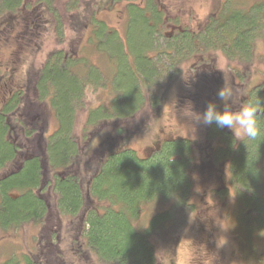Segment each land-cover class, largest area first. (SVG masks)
<instances>
[{
    "label": "trees",
    "instance_id": "obj_1",
    "mask_svg": "<svg viewBox=\"0 0 264 264\" xmlns=\"http://www.w3.org/2000/svg\"><path fill=\"white\" fill-rule=\"evenodd\" d=\"M41 1L45 5L37 6L50 10L44 18L54 20L59 35L68 20L56 10L65 2L68 12L74 14L70 27L86 41L75 51H52L43 69L35 74L28 71L19 87L15 79L4 81L15 85L0 108V173L12 167L0 174V229L34 222L39 234L36 250L10 256L3 264H69L60 243L63 229L71 235L72 251L81 264H88L89 259L100 264H173V252L168 255L170 262L158 259L153 237L164 240L166 248L169 243L175 247L180 240L186 220L183 215L193 196L191 142L165 137L141 158L126 139V122L139 117L149 93L152 105H159L165 85L181 71L188 54L206 61L207 53L219 51L230 62L244 65L245 70L256 60L264 63V54H258V46L264 44V0H225L199 30L180 27L174 35L167 34L166 14L155 0H144L143 4L126 0L129 12L137 9L140 14L128 16L127 25L132 26L125 37L94 14L95 8L110 7L112 0H86L81 12L79 0ZM29 3L0 0V19H6L7 24L0 35H10ZM25 13L31 14L29 27L38 30L45 19L32 11ZM138 16L142 24H138ZM135 23L144 26L136 41L132 37ZM156 36L163 39L162 48L155 45ZM103 65L112 73L109 82L104 79ZM116 73H121L119 82ZM198 75L211 74L203 67ZM103 85L111 89L110 101L90 109L86 129L113 126L115 130L106 135L85 166L82 164L86 172L82 174L75 127L79 112L85 108L86 89ZM246 97L261 109L257 116L260 136L235 142L229 135L217 152L228 157L237 190L234 215L238 216L241 249L250 258L257 244L264 264V80ZM44 104L55 115L54 129L45 118ZM13 117L18 118L15 126L8 120ZM230 188L225 182L224 189ZM157 202L166 208L140 227L138 221L146 206ZM65 220L69 229L62 225ZM74 260L70 264H75Z\"/></svg>",
    "mask_w": 264,
    "mask_h": 264
},
{
    "label": "rangeland",
    "instance_id": "obj_2",
    "mask_svg": "<svg viewBox=\"0 0 264 264\" xmlns=\"http://www.w3.org/2000/svg\"><path fill=\"white\" fill-rule=\"evenodd\" d=\"M81 1L82 5L79 12L85 10L87 4L86 0H79V2ZM101 1L97 0L96 2ZM137 1L143 4L144 0ZM155 1L166 14L165 29L168 30L167 34L172 32L174 35L177 28L180 27L190 28L193 31L199 30L209 17L215 16L225 0ZM29 2V5H25L22 13L18 15L16 24L10 30V35H0V77L2 78L0 108L6 102L8 95L12 93L13 85L16 84V87H19L22 81L27 79L28 71L29 74L38 72L45 65L52 51H75L86 41L85 36L77 35L70 27V20L74 14L68 12L65 2H59V7L56 10L60 16L63 15L68 20L60 35L54 20L44 18V13L50 12V10L48 8L44 10L37 6L38 4L41 6L45 4L41 0H29ZM110 4V7L95 8L94 14L99 19L106 20L109 27L115 29L121 37H125L126 34H130L129 25L132 26V23L127 25L128 16L131 17L134 14H140V12L137 9H133L134 13L132 10L129 12L130 7L126 0H112ZM30 11L36 14L37 18L40 15L45 19L41 20L42 25L38 30L33 31L32 27H29L31 14L25 12ZM4 21L6 19H0V33L7 25ZM142 23V18L138 16V24ZM143 27L141 25V28ZM141 28L135 23L132 31V37L134 35L135 41L138 32L142 30ZM144 35H146L145 32ZM155 41L156 46L160 48L164 46L162 38L158 39L156 36ZM3 44L5 45L2 46ZM258 49L259 57H262L264 44L258 46ZM98 56L99 53H97ZM206 56L208 59L201 61V57L188 54V59L183 63L181 71L165 85L159 105L156 107L152 105L149 93L145 108L139 117L126 122L129 129L126 139H130L131 147L136 150L141 158L148 156L152 147L165 137L188 140L192 146L189 173L193 181V196L190 198V205L186 210L187 214L183 215L186 220L179 232L178 238L180 240L175 247L169 243L167 248L163 243L164 240L155 236L153 242L159 260L170 262L168 255L174 253L172 256L173 264H262L259 259L261 249L256 248L257 244L253 247V253H249L250 258L241 249V240L237 235L240 233L236 223L238 216L234 215L238 201L237 190L231 178L228 157L217 152L219 147L226 145V139L229 138V135L235 138L234 133L227 128L219 129L215 124L200 125L194 131L188 124L190 122L186 121L180 113L189 104L193 106L194 110L203 112L209 102H214L222 110L223 103L217 97V92L224 84L234 90L238 102H246L248 99L246 96L251 88L261 84V81L264 80V63L262 60H256L252 66L248 67L249 69L245 70L244 65L237 61L230 62L219 51L209 52ZM162 61L164 64L166 63L165 58H162ZM203 67L208 68L211 75H207V77L198 75L199 70ZM103 69L106 71L104 79L109 82L112 80V73L108 72L110 69L105 65H103ZM231 73L235 74L239 80H234V75ZM114 76L117 82L121 80V73H116ZM11 79H15V84L14 82H11L10 85L4 83V81ZM103 86L86 89L85 108L79 112L75 127V134L81 148L79 171L82 174L86 173L82 164L85 166L88 158L95 154L99 145L103 144L102 141L105 140L106 135L113 134L112 130H115L113 126L91 129V131L90 128L89 130L86 129L90 109L110 101L111 89L106 85ZM154 99L155 97L152 100ZM43 106L45 107V118L47 122H50V129H54L57 126L55 115L46 104ZM17 119L13 117L8 120L15 126ZM102 129L106 133L101 131ZM221 131H224V134ZM234 140L235 142L240 141L236 138ZM31 145L33 144L31 143ZM11 168L10 166L2 170L0 174ZM51 175L52 173L48 172V176ZM225 182L229 183L231 187L229 190L224 189ZM166 206L161 202L148 204L138 221L139 226H145L151 215L164 210ZM68 222L65 220L62 224L65 225L66 229H69ZM38 230L39 226H36L34 222L23 224L12 230L0 229V264H3L10 256H18L16 254L21 255L24 252L27 254L29 251L36 250L35 241L37 240L36 235L39 234ZM70 236L68 231L63 229V236L60 234V237L63 238L60 242L61 248L65 249L69 264L70 260L74 259L75 264H81L77 254L72 251L71 244L73 242ZM201 242L203 244L200 246ZM210 245L212 246L210 251H206L207 246L210 247ZM88 264L100 263H95L89 259Z\"/></svg>",
    "mask_w": 264,
    "mask_h": 264
},
{
    "label": "clouds",
    "instance_id": "obj_3",
    "mask_svg": "<svg viewBox=\"0 0 264 264\" xmlns=\"http://www.w3.org/2000/svg\"><path fill=\"white\" fill-rule=\"evenodd\" d=\"M217 97L223 103L222 110L214 102H209L203 112L194 110L189 104L180 114L190 122L188 124L194 131L200 125L215 124L217 128L231 130L237 140H256L261 134L257 121L261 109L251 101L238 102L234 90L225 84L218 90Z\"/></svg>",
    "mask_w": 264,
    "mask_h": 264
}]
</instances>
